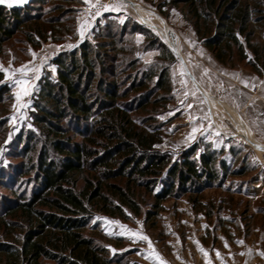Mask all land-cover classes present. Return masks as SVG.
Here are the masks:
<instances>
[{
    "label": "trees",
    "instance_id": "16d2710c",
    "mask_svg": "<svg viewBox=\"0 0 264 264\" xmlns=\"http://www.w3.org/2000/svg\"><path fill=\"white\" fill-rule=\"evenodd\" d=\"M77 1L0 4V56L11 43L39 47L74 33L75 11L65 4ZM158 1L180 10L219 64L264 77V0ZM139 30L150 41L146 49L159 51L152 63L113 24L52 59L56 73L43 78L34 99V131L15 138L21 161L0 169V264H115L95 213H139L144 190L154 198L150 220L164 201L199 199L230 175L247 173L210 145L194 143L176 159L156 147L166 130L160 116L176 97L171 66L178 56L151 28ZM10 101L0 71V134Z\"/></svg>",
    "mask_w": 264,
    "mask_h": 264
},
{
    "label": "rangeland",
    "instance_id": "374dc122",
    "mask_svg": "<svg viewBox=\"0 0 264 264\" xmlns=\"http://www.w3.org/2000/svg\"><path fill=\"white\" fill-rule=\"evenodd\" d=\"M24 1L26 2L23 4L30 0ZM132 1L137 4L136 7L126 1L129 6L120 12L102 11L95 20L88 17L91 21V27L83 39L80 38L77 29L80 22L85 19L87 5L83 3V0H78L75 3L68 2L65 5L73 7L75 11L74 33L66 35L61 41L49 39L39 47H32L26 42L11 43L7 53L0 56V66L8 70V73L4 72L5 80L9 83L12 93V101L9 102L5 117L7 121L6 131L4 134H0V169L11 163L17 164L21 161L20 158L13 155L12 150L17 149L15 138L23 131H34L31 117L34 99L43 78L55 75L56 67L52 63V59L60 52L77 48L84 40L94 42L95 36L100 30L102 31L105 26L113 24L114 29L123 26L127 30V38L135 47L136 55L144 63H152L157 60L159 51L146 49L150 41L146 34L139 29L144 31L145 28L148 29L149 27L152 33L157 35L171 49H173V44L171 46L170 42L162 36L156 27L145 24L140 16L149 19L164 30L168 29L171 42L176 43L180 55L183 56V53L194 54L199 49H203L202 41L198 40L192 26L184 20L179 9L169 6L159 7L158 0ZM108 3H112V0L101 2V4ZM0 4L9 5L7 2ZM11 5L20 4L12 3ZM35 5L39 6L37 3ZM67 17L69 16H65V18ZM65 22L67 23V21ZM136 28L137 30H135ZM69 44L75 46L69 48ZM29 50L36 53L35 59ZM175 53L178 56L176 62H180L182 60L180 55L176 51ZM45 57L47 58L46 63L42 66L38 78H35L30 72L24 74L30 78L29 83L33 86L30 89L29 97L23 98L30 100V104L22 112L16 113L12 105L16 103L15 93L20 89L14 83V79L20 78L22 74L14 72V70L21 65H27L30 68L39 66L41 58ZM173 65L171 66V73H173ZM53 66L55 67L54 72L52 71ZM257 79H260L264 86V77ZM260 91L258 88L252 87L248 93L250 96L255 95L257 97ZM262 91L261 96L264 102V90ZM205 96L211 110H215L217 118H219L218 115L223 119L225 116L227 119L232 118V115H237L245 121L244 123L251 131L249 123L240 111L214 96ZM221 103L225 104L221 105ZM175 104L176 97L174 102L170 103L167 110L160 116V120L166 122V130L163 141L156 145L158 149L169 151L172 158L176 159L180 153L190 148L194 143H199L201 149L210 145L211 148L223 152L222 157L227 162H234L235 165L247 167V173L245 175H230L224 180L223 185L207 188L199 199L194 196L181 195L164 201L162 211L150 220L146 212L152 207L154 198L144 190H140L139 194L141 195H138V201L141 204V212L139 213L129 209L126 210V217L95 213L92 222L98 225L101 232L107 236L103 240L110 246L111 254L116 257L115 264H159V262L154 257L145 258L149 257L152 252V249L148 248L147 241L136 239L133 242L129 235L119 234L121 230L118 226H109L112 232L109 234L104 230V221L98 220L97 217L118 220L128 229L147 235L151 240L153 249L159 253L160 259L166 264H264V256L261 255L264 252L263 150L256 149L258 148L256 147L257 141L264 145V132L260 130L264 129V120L261 119L260 124H257L258 134L252 133L253 136H248L250 142L242 134L240 135L245 139L242 137L225 138L221 134L217 136V130L211 123L208 127L212 130V135L201 136L193 143L188 144L187 140H190L192 136H189V133L185 135L181 125L176 123L180 112ZM258 107L256 104H252L251 110L254 112ZM230 109L233 112H230ZM14 115L16 119L12 120ZM230 118L227 119L228 124H230ZM232 151H236L238 155L233 156ZM0 190L6 192L2 188ZM200 248H203L204 252H201ZM112 249L116 251H112ZM217 251L219 256H217ZM45 264H55V262L46 261Z\"/></svg>",
    "mask_w": 264,
    "mask_h": 264
},
{
    "label": "crops",
    "instance_id": "0c3cea01",
    "mask_svg": "<svg viewBox=\"0 0 264 264\" xmlns=\"http://www.w3.org/2000/svg\"><path fill=\"white\" fill-rule=\"evenodd\" d=\"M101 2H103V0H99V3ZM23 3L19 4L22 5ZM183 57L186 64H184L185 70L195 78V88H193L192 79L187 77L185 78L187 79V85H181L179 76L181 71L180 62H176L173 65L172 72L175 71L176 76H173L172 73V77L174 82V90L176 93L175 105L178 107L180 112L176 123L181 125V129L183 128L185 135H187L186 133H189V136L195 137L194 139L190 138V140H187V143L191 144L201 136L213 134L212 130H210L208 127V119H205L204 117L210 114V119L212 121V114H215L216 112L215 110H211L205 95L214 96L220 101L227 102L235 110L240 111L243 114L249 123L252 132L248 129L244 121H242L237 115L232 116L239 124L240 134H242L248 141L250 140V138H248L249 135L253 136L252 133L258 134L257 124H260L261 119L264 120V102L261 96L264 86L262 81L257 79L259 77L245 68L238 70L230 69L219 64L210 51L204 47L202 50L199 49V51L194 54L183 53ZM205 68L208 69V73L202 74ZM234 73H238L239 78L234 76ZM242 80L247 81V86L241 82ZM252 87L261 90L257 97H255V95H249L248 92ZM185 91L189 92L187 97L184 95ZM192 91H195V96L191 95ZM201 101L204 102L201 103ZM189 104L192 105L191 108L188 107ZM224 104L225 103H221V105ZM252 104L259 106L254 112L251 110ZM230 112H233V110L230 109ZM201 125H203V127H201ZM193 127L198 128L196 133H192ZM256 144L261 145L258 143V141ZM262 146L264 147V145H261L260 148L256 149L261 151L263 149Z\"/></svg>",
    "mask_w": 264,
    "mask_h": 264
},
{
    "label": "snow or ice",
    "instance_id": "6c2138e0",
    "mask_svg": "<svg viewBox=\"0 0 264 264\" xmlns=\"http://www.w3.org/2000/svg\"><path fill=\"white\" fill-rule=\"evenodd\" d=\"M9 3V5H11L12 3H23L24 0H0V3ZM83 3L85 5H87L86 9H85V19L83 21L80 22L79 26H78V34L80 36L81 39H83L85 37V34L88 32L89 28L91 27V21L88 19V17H91L92 20H95L96 17L101 15L102 11H116V12H120L123 9H125L127 6H129L126 3V0H112V3L110 4H101L99 3V0H83ZM133 7H135L134 5H132ZM123 22V21H121ZM75 45L69 44L68 47H74ZM31 52V50H29ZM31 55L33 56V58H36V53L35 52H31ZM46 57L45 58H41L40 60V65L39 66H33V67H28L27 65H21L18 69H15L14 72H20L22 75L20 78H15L14 79V83L19 87V91L15 93V100L16 103H14L12 105L13 109L16 111V113H20L22 112L24 109H26L29 104H30V100H24L23 98L25 97H29L30 95V89L33 87L30 83L29 80L30 78L27 77L26 75H24L25 73H32L33 76L35 78H38L39 73L41 71L42 66L46 63ZM180 66H181V71L179 73L180 76V83L183 86L187 85V78L192 79L193 81V88H195V78L191 76V74L185 70L184 67V62L181 60L180 61ZM0 71H3L5 73H8L7 69H4L2 66H0ZM52 71H55V67H52ZM208 73V69H204L202 74H207ZM234 76H236L237 78H239V74L238 73H234ZM173 76H176L175 71L173 72ZM7 78V76H6ZM242 83L245 84V86H247V81L246 80H242ZM184 95L187 97L189 95L188 91L184 92ZM191 95L195 96V91L191 92ZM243 95V94H241ZM204 101H201V103H203ZM189 108L192 107L191 104L188 105ZM193 118V117H190ZM205 119H208V123L209 125H211V119H210V114L206 115L204 117ZM16 116L14 115L12 117V120H15ZM161 119H163V117H161ZM201 127H203V125H201ZM262 132H264V129H260ZM198 131L197 127H193L192 128V133H196ZM242 131V129H241ZM202 134V133H201ZM217 136L220 135V133H216ZM192 139H194L195 137L192 136ZM7 143V141H6ZM256 147L260 148L261 145H256ZM264 150V149H262ZM98 220H102L104 221V230L106 232H108L109 234H112V232L109 229V226H118L119 229L121 230L119 234L121 235H129L130 239H133V242L136 241V239H140V240H144L148 242V248L152 249V252L150 253L149 257H145L150 258V257H154L156 260H158L159 264H166L165 261H163L162 259H160L159 257V253H156L155 250L152 247V243L150 238L147 235H144L142 232H135L132 229H128L126 225L120 223V221L118 220H109L106 217H97ZM95 222V221H94ZM139 223V222H138ZM240 243H243V241H240ZM227 246V245H225ZM110 247V246H107ZM112 251H116L115 249H112ZM201 252H204L203 248H200ZM262 256H264V252L261 253ZM205 256H207V253H205ZM217 256H219V252L217 251Z\"/></svg>",
    "mask_w": 264,
    "mask_h": 264
},
{
    "label": "built area",
    "instance_id": "2783aa9c",
    "mask_svg": "<svg viewBox=\"0 0 264 264\" xmlns=\"http://www.w3.org/2000/svg\"><path fill=\"white\" fill-rule=\"evenodd\" d=\"M140 18H142L141 20L147 24V25H151V26H154L157 28V30H159L162 34V36L167 39V41L170 42V45L172 46V48L180 53V50L178 49L176 43H172L171 42V38L169 37V34H168V29H165V32H166V35H165V32H163V29L160 28L158 25H156L155 23L151 22V21H148L145 17L141 16ZM219 118L216 117L215 114H212V124L213 126L215 127V129L217 130V132H219L222 136H224L225 138H230V137H242L240 135V127L238 125V122L237 120H235L233 117L230 118L231 121L230 124H228V121L227 118L226 119V116L225 118L223 119L221 116L218 115ZM242 120V119H241ZM244 121V120H242ZM245 122V121H244ZM244 138V137H242ZM245 139V138H244ZM247 141V140H246ZM248 142V141H247ZM249 143V142H248ZM250 144V143H249ZM263 154V165H264V153Z\"/></svg>",
    "mask_w": 264,
    "mask_h": 264
},
{
    "label": "water",
    "instance_id": "95a60500",
    "mask_svg": "<svg viewBox=\"0 0 264 264\" xmlns=\"http://www.w3.org/2000/svg\"><path fill=\"white\" fill-rule=\"evenodd\" d=\"M127 2H129L130 4H132V5H134V1H132V0H126ZM141 17V16H140ZM179 55H180V53H178ZM180 57H181V59H182V61L184 62V64H185V60H184V58H183V56L182 55H180ZM186 65V64H185ZM193 77V76H192ZM253 146V145H252Z\"/></svg>",
    "mask_w": 264,
    "mask_h": 264
},
{
    "label": "bare ground",
    "instance_id": "6f19581e",
    "mask_svg": "<svg viewBox=\"0 0 264 264\" xmlns=\"http://www.w3.org/2000/svg\"><path fill=\"white\" fill-rule=\"evenodd\" d=\"M134 6L136 7L137 6V4L136 3H134ZM148 21H150L149 19H147ZM167 27V26H166ZM163 32H165V30L163 29ZM165 35H166V32H165ZM263 147V146H262ZM263 149H264V147H263ZM262 153H264V150H263V152Z\"/></svg>",
    "mask_w": 264,
    "mask_h": 264
}]
</instances>
